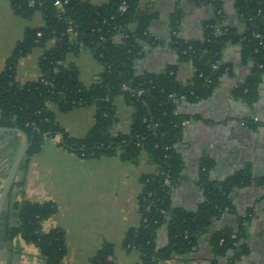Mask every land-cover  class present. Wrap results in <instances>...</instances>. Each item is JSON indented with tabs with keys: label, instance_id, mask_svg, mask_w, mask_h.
<instances>
[{
	"label": "trees",
	"instance_id": "trees-1",
	"mask_svg": "<svg viewBox=\"0 0 264 264\" xmlns=\"http://www.w3.org/2000/svg\"><path fill=\"white\" fill-rule=\"evenodd\" d=\"M8 1L22 19L31 20L41 13L43 24L25 30L0 73V129L10 130L0 133V140L6 138L4 145L10 146V155L4 151L9 159L4 160L0 142V176L6 179L23 134L28 138L29 149L19 171L28 168L47 139L58 138L62 148L82 160L115 156L137 164L145 153L156 170L141 178L138 208L142 220L138 227L127 231L122 247L129 252L138 251L140 264H162L194 251L199 240L210 233L215 220L226 212L236 213L230 196L235 189L250 185L252 178L249 171H242L226 181L211 182L204 173L206 201L199 210L193 213L175 209L172 192L183 168L178 146L188 120L179 115L178 106L182 100L194 104L212 95L220 79L230 71L221 64L222 51L228 44H241L244 57L254 63L250 77L236 88V97L248 104L258 101L264 82V0H236L247 22L242 35L225 25L226 16L219 0H211L216 16L206 24L200 42L181 39L178 27L182 14L176 12L172 16L170 48L196 68L194 79L188 84L178 82L175 67L159 75L136 72L135 64L144 56V45L155 43L148 31L152 17L140 10L141 0H111L101 6L86 0ZM57 1L63 3L62 8L56 5ZM123 3L128 6L125 13L120 12ZM257 34L263 39H258ZM51 41L55 45L46 49ZM37 48L45 49L39 59L41 77L18 82L19 62ZM84 50H89L104 69L91 86L81 82L76 65H65L70 55L77 57ZM124 85L144 93L133 94L124 90ZM120 97L133 110L129 133L113 132L118 122L115 103ZM50 103L61 112L96 107L93 128L84 138L71 137L50 111ZM23 185L16 181L7 198L0 221V249H10L21 237L40 249L46 264H62L67 253L64 232L42 231V222L54 215L57 207L53 202L29 201L24 195L22 200H14V190ZM249 221L248 216L240 217L236 229L222 227L211 235L210 245L216 256L212 264H237L248 256L245 235ZM165 225L168 245L159 248L158 233ZM115 249L113 244H104L90 259L91 264H116Z\"/></svg>",
	"mask_w": 264,
	"mask_h": 264
},
{
	"label": "crops",
	"instance_id": "crops-1",
	"mask_svg": "<svg viewBox=\"0 0 264 264\" xmlns=\"http://www.w3.org/2000/svg\"><path fill=\"white\" fill-rule=\"evenodd\" d=\"M86 1L101 6L111 0ZM219 2L226 16L225 25L239 35L244 34L247 22L236 0ZM140 10L152 17L148 31L155 43L144 45V56L135 64L136 72L159 75L175 67L178 82H191L195 66L181 60L169 45L173 30L171 18L180 12L179 37L200 42L204 39L206 24L216 16L211 0H141ZM42 24L41 13L25 20L14 13L8 0H0V73L23 39L25 30ZM54 45L55 41H51L46 49ZM44 51L37 48L19 62L18 82L27 83L41 77L39 59ZM72 64L78 67L80 80L86 86L93 85L104 70L89 50L77 57L70 55L65 65ZM221 64L230 71L220 79L210 97L194 104L186 100L179 103V115L188 120L178 146L183 168L172 192V206L193 213L199 210L206 201L202 187L204 173L211 182H223L237 173L249 171L252 183L233 191L230 198L236 213L226 212L215 220L210 233L199 240L194 251L162 264H212L216 256L210 245L211 235L222 227L236 229L239 218L246 216L250 221L245 243L250 253L237 264H264V82L258 101L248 104L235 95L238 85L245 83L254 68L253 61L244 57L242 45L228 44L222 51ZM115 104L118 122L113 132L129 133L133 110L123 97ZM49 109L73 138H84L95 124L97 108L93 106L61 112L56 104L50 103ZM1 141L2 157L7 160L10 146L4 145L6 138ZM59 141L58 138L47 139L42 152L31 159L28 168L19 171L16 181L24 185L14 190V200H22L24 195L32 202L56 205L57 212L42 222V231L61 229L64 232L67 253L62 264H91L92 256L106 243L116 247V264H140V253L126 251L122 245L127 231L141 223L138 208L143 187L141 178L155 172V166L148 162L145 153L137 164L123 162L115 156L82 160L62 148ZM19 143L11 167L24 144V137ZM5 150L8 155L4 154ZM6 180L7 177L0 176V197ZM157 245L159 248L168 245L167 225L159 231ZM0 257L1 264H46L40 249L21 237L10 249L1 250Z\"/></svg>",
	"mask_w": 264,
	"mask_h": 264
},
{
	"label": "water",
	"instance_id": "water-1",
	"mask_svg": "<svg viewBox=\"0 0 264 264\" xmlns=\"http://www.w3.org/2000/svg\"><path fill=\"white\" fill-rule=\"evenodd\" d=\"M8 131H10V130L0 129V133L8 132ZM23 136H24V144H23L21 150L19 151L16 159L14 160V163L10 169V172L8 173L7 180H6V183L4 185V188H3V191H2V194L0 197V221H1L2 213H3L4 207H5L7 198L9 196V193L12 189L14 182L16 181V178H17L19 170H20V166H21L22 162L24 161V159L26 158V155H27V152L29 149L28 138L24 134H23ZM0 256H1V249H0ZM0 264H1V257H0Z\"/></svg>",
	"mask_w": 264,
	"mask_h": 264
},
{
	"label": "built area",
	"instance_id": "built-area-1",
	"mask_svg": "<svg viewBox=\"0 0 264 264\" xmlns=\"http://www.w3.org/2000/svg\"><path fill=\"white\" fill-rule=\"evenodd\" d=\"M56 5H57L59 8H62L63 3H62L61 1H57V2H56ZM127 9H128L127 4H126V3H123V4L121 5V7H120V12H121V13H125V12L127 11ZM220 29H221L220 27L217 28V32H218V33L220 32ZM257 38L260 39V40L263 39V37H262L261 34H257ZM262 43H263V42H261V44H262ZM123 89H124V90H128V91L132 92L133 94H137V95H139V96L142 95V94L144 93L143 90H140V91H134V90L130 89L127 85H124V86H123Z\"/></svg>",
	"mask_w": 264,
	"mask_h": 264
}]
</instances>
